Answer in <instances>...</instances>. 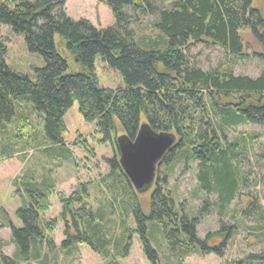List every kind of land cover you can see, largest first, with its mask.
I'll return each mask as SVG.
<instances>
[{
  "label": "trees",
  "instance_id": "trees-1",
  "mask_svg": "<svg viewBox=\"0 0 264 264\" xmlns=\"http://www.w3.org/2000/svg\"><path fill=\"white\" fill-rule=\"evenodd\" d=\"M100 1L108 4L116 20L107 29L68 18L66 0H17L13 7L0 3V26L23 35L28 51L44 61L42 68L34 69L35 79L14 72L6 65L7 49L0 40V125L14 116V101L31 102L44 115L47 139L62 144L65 116L78 102L81 116L95 123L104 142L112 143L121 132L133 141L142 124L156 133L174 134L175 145L157 167L150 213L144 212L115 156L107 161L116 176L105 185L110 200L103 208L87 209L83 203L88 197L86 184H78L68 199L61 197V219L66 225L63 245L86 243L108 260L112 239L107 224H111L123 229L114 244H118L117 257L124 256L133 232L151 264H179L193 254L222 256L237 223L228 225L221 219L219 232L208 233L205 239L199 237L198 227L209 206L226 216L229 206L243 194L245 180L238 165L247 157V147L241 142L227 143L226 132L239 124L264 126V70L256 79L236 76L229 66L204 71L193 63L190 50L202 44L217 46L226 57L243 59L246 46L242 32L249 31L264 46V18L252 0ZM142 16L155 17L157 38L137 37L133 25ZM56 35L84 72L68 73V63L57 50ZM97 57L119 72L123 86H100L94 68ZM191 164H197L198 171L195 196L205 197L198 211L188 210L186 201L177 202L165 188L169 173ZM38 187L31 185L30 202L17 212L24 224L22 229L13 228L18 256L38 245L37 237L44 240L41 216L50 208V194L49 188ZM248 195L250 205L238 214L254 221L246 228L264 245V208L256 196ZM211 196H216V201L210 202ZM115 214L119 219L105 221ZM130 215L136 224L134 231L128 227ZM69 219L78 238L71 236ZM54 222L46 223V228L52 230ZM217 235H224L223 243L210 244ZM256 258L264 261V249ZM234 264L247 263L241 260Z\"/></svg>",
  "mask_w": 264,
  "mask_h": 264
},
{
  "label": "rangeland",
  "instance_id": "rangeland-1",
  "mask_svg": "<svg viewBox=\"0 0 264 264\" xmlns=\"http://www.w3.org/2000/svg\"><path fill=\"white\" fill-rule=\"evenodd\" d=\"M16 1L0 0V3L13 7ZM252 3L264 18V0H252ZM64 11L68 18L74 21L87 20L97 29H107L116 23L111 8L100 0H66ZM139 19L140 22L133 25L137 37L157 38L158 32L153 26L155 17L142 16ZM242 38L246 46L243 59L226 57L221 48L202 44L190 50L191 60L204 71L223 70L229 66L236 76L256 79L264 70V46L252 38L247 30L242 32ZM0 40L4 41L7 49L5 62L9 69L35 79L34 69L42 68L44 61L39 54L28 51L24 36L16 34L9 26L1 25ZM55 42L59 55L68 63V73L84 72L85 68L76 62L62 44L60 36H55ZM94 68L100 86L109 89L123 86L119 72L110 68L101 57H97ZM13 104L15 114L11 121L0 125V264H11L5 261L7 259L17 264H151L134 232L124 256L117 257L118 244H114L122 237L123 229L117 226L113 228L111 224H107L108 237L112 239L109 247L112 256L108 260L86 243L63 245L66 225L61 219V197L68 199L78 184H86L88 197L83 203L87 209L98 211L103 208L102 205L110 200L105 185L116 176V170L107 161L115 156L119 159V155L111 142H104L103 136L97 134L95 123L83 119L78 102L65 116L66 130L62 135V144L47 139L44 115L36 111L31 102L14 101ZM226 134L227 143H244L247 147L248 155L238 165L240 176L245 180V188L242 196L226 210V216L219 215L217 209L209 206L198 227V234L201 239H205L208 233L219 232L221 219L228 225L237 223L236 233L228 236L222 256L193 254L179 264H234L241 260L247 264H264L263 260L256 258L262 253L264 245L258 242L255 233L246 228L254 225V221L241 219L238 214V211L250 205L252 198L249 193L256 196L264 208V126L239 124L228 129ZM121 135L122 132L116 137ZM187 166L181 165L174 173H169L165 188L172 192L177 202L186 201L188 210L198 211L205 197L196 198L197 164H191L185 170ZM160 177H164L163 169ZM32 184L39 186V190L49 188L50 208L41 216L44 227L41 236L44 240L37 237L38 245L32 246L28 254L23 252L18 256L19 248L14 241L13 228L22 229L24 226L17 212L30 202ZM153 190L154 184L142 193L135 191L145 213H150L149 197ZM208 199L214 202L216 196ZM74 207L78 209L79 205ZM117 218L115 214L105 218V221ZM52 221L56 225L48 230L46 223ZM69 221L71 236L78 238L71 219ZM127 223L132 231L136 229L131 215ZM223 238L224 235H217L210 244L219 246ZM158 243L164 247L161 240ZM155 245L158 248V244Z\"/></svg>",
  "mask_w": 264,
  "mask_h": 264
},
{
  "label": "water",
  "instance_id": "water-1",
  "mask_svg": "<svg viewBox=\"0 0 264 264\" xmlns=\"http://www.w3.org/2000/svg\"><path fill=\"white\" fill-rule=\"evenodd\" d=\"M116 142L123 173L136 192L142 193L152 187L157 167L175 145L176 137L172 133H156L142 124L133 141L123 135Z\"/></svg>",
  "mask_w": 264,
  "mask_h": 264
},
{
  "label": "flooded vegetation",
  "instance_id": "flooded-vegetation-1",
  "mask_svg": "<svg viewBox=\"0 0 264 264\" xmlns=\"http://www.w3.org/2000/svg\"><path fill=\"white\" fill-rule=\"evenodd\" d=\"M126 136L125 134H122L121 136ZM120 137V136H119ZM117 138L118 137H116V139L115 140H112V145L116 148V151H117V153H118V155H119V149L117 148V142H116V140H117ZM155 181H156V177H155ZM155 181H154V183H155ZM153 183V184H154Z\"/></svg>",
  "mask_w": 264,
  "mask_h": 264
}]
</instances>
